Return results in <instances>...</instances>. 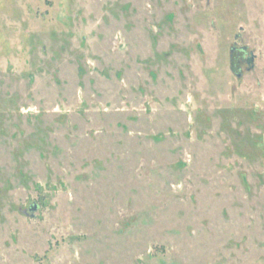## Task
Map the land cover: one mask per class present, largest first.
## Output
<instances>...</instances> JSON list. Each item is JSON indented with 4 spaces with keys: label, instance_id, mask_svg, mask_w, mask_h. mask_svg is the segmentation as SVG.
Listing matches in <instances>:
<instances>
[{
    "label": "rangeland",
    "instance_id": "rangeland-1",
    "mask_svg": "<svg viewBox=\"0 0 264 264\" xmlns=\"http://www.w3.org/2000/svg\"><path fill=\"white\" fill-rule=\"evenodd\" d=\"M0 264H264V0H0Z\"/></svg>",
    "mask_w": 264,
    "mask_h": 264
},
{
    "label": "water",
    "instance_id": "water-1",
    "mask_svg": "<svg viewBox=\"0 0 264 264\" xmlns=\"http://www.w3.org/2000/svg\"><path fill=\"white\" fill-rule=\"evenodd\" d=\"M37 208H38V206L37 205H34L33 208H32V210H36Z\"/></svg>",
    "mask_w": 264,
    "mask_h": 264
}]
</instances>
